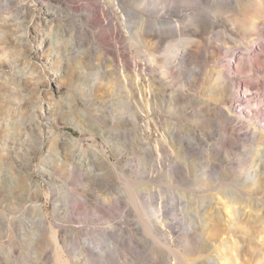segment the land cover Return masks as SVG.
<instances>
[{"label":"rangeland","instance_id":"374dc122","mask_svg":"<svg viewBox=\"0 0 264 264\" xmlns=\"http://www.w3.org/2000/svg\"><path fill=\"white\" fill-rule=\"evenodd\" d=\"M262 123L264 0H0V264H264Z\"/></svg>","mask_w":264,"mask_h":264},{"label":"bare ground","instance_id":"6f19581e","mask_svg":"<svg viewBox=\"0 0 264 264\" xmlns=\"http://www.w3.org/2000/svg\"><path fill=\"white\" fill-rule=\"evenodd\" d=\"M103 37V36H102ZM102 40H104V39H102ZM119 56H123L122 58H121V61H120V63H119V66H121L122 68H125L126 66H127V69H129V67H130V65H129V60L126 58V56L125 55H123L122 53H120L119 54ZM180 56V53L178 52V53H174L173 55H172V57L175 59V58H177V57H179ZM114 57L115 58H117V56H116V54H114ZM250 59V62H251V64H252V66L253 67H255L256 66V62H257V60L254 58V57H250L249 58ZM173 61V60H172ZM134 71L136 72V76H135V78H136V80H140V76L138 75L139 73H140V65L137 63V65L135 66V69H134ZM149 84V83H148ZM139 92H141L140 94H141V97H144V91L143 90H140L139 89ZM146 95L148 94L147 92L145 93ZM261 131H262V133H263V135H264V123H262L261 124ZM261 133V132H260ZM150 144H152V143H150ZM158 145H160V144H158V142L156 143V145L155 146H150L149 148H150V150L152 151H155V150H159V146ZM260 156H264V153H262V155H260ZM263 158V157H262ZM261 158V159H262ZM262 168V167H261ZM254 170V169H253ZM252 179L253 180H257L256 178H257V171H255V172H253V174H252ZM246 181H248V180H246ZM241 183V182H240ZM242 184V183H241ZM200 186V185H199ZM217 186V185H216ZM194 188V187H193ZM208 189V188H207ZM242 189V188H241ZM255 189H256V187H255ZM196 190H200V189H197L196 188ZM204 191H207L206 189H204ZM202 192V191H201ZM206 193V192H205ZM205 195V194H204ZM207 195V194H206ZM186 198H188L183 192L181 193V195H180V198L179 199H183V201H182V203H184V200H186ZM187 201V200H186ZM187 202H190V201H187ZM181 203V202H180ZM186 203V202H185ZM184 203V204H185ZM186 205V204H185ZM187 206H188V204H187ZM189 206H190V204H189ZM188 206V207H189ZM191 213V212H190ZM186 214V213H185ZM42 216H44V215H42ZM192 216V226H190V228H189V233L192 235V236H196V235H198L199 234V232H202L203 234H205L206 233V231L209 229L208 228V226L207 225H209V224H207V222H201L200 221V217H198L197 215H191ZM218 219V218H217ZM216 219V220H217ZM218 222V221H217ZM214 224V223H213ZM191 225V224H190ZM145 229L147 230V231H149L153 236H154V238L158 241V242H163L164 244H167L168 245V243L171 241V239H170V237L168 236V235H166V236H164V237H162V236H158L157 235V229H159L160 227V225H156V223L155 222H153L152 221V223L150 222L149 224L148 223H146L145 225ZM211 228L213 227V225L212 226H210ZM214 227H215V225H214ZM162 228V227H161ZM214 229V228H213ZM209 231H212V230H209ZM53 235L55 236L56 234H55V231H54V233H53ZM207 235H208V233H207ZM131 237H130V239L132 240V242H134V240H133V237H132V235H130ZM153 238V239H154ZM154 239V240H155ZM56 243H57V247L58 248H60V245L58 244V241H56ZM170 245V244H169ZM166 247H168V248H173V247H170V246H166ZM57 248V249H58ZM174 251V250H173ZM174 255V254H173ZM170 256V255H169ZM59 259H60V264H66V262H64L63 260H62V258L59 256ZM174 259H175V256H174Z\"/></svg>","mask_w":264,"mask_h":264}]
</instances>
